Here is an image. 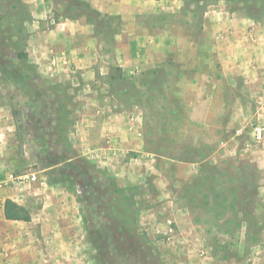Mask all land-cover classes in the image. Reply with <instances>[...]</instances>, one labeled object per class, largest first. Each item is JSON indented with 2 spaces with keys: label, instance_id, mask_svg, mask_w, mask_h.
<instances>
[{
  "label": "rangeland",
  "instance_id": "rangeland-1",
  "mask_svg": "<svg viewBox=\"0 0 264 264\" xmlns=\"http://www.w3.org/2000/svg\"><path fill=\"white\" fill-rule=\"evenodd\" d=\"M28 4L0 0V109L18 112L15 174L37 175L75 198L83 223L79 264H264V171L255 160L263 155L242 152L263 147L251 132L264 122L236 116V85L221 83L219 74L196 80L173 52L161 64L122 68L114 47L118 15L47 0V16L36 18ZM208 9L264 22V0H183L179 10L144 22L171 30L166 46L184 47L190 37L196 55L184 60L219 64L222 57L204 46ZM62 21L79 35L87 29L98 44L92 64H68L59 48L39 47ZM143 38L149 46L153 35ZM225 52L226 60L235 55ZM91 95H104L98 106L117 110V123L138 139L131 147L109 156L92 150L94 132L83 137L87 120L98 118ZM70 154L77 155L72 165L58 162Z\"/></svg>",
  "mask_w": 264,
  "mask_h": 264
},
{
  "label": "crops",
  "instance_id": "crops-1",
  "mask_svg": "<svg viewBox=\"0 0 264 264\" xmlns=\"http://www.w3.org/2000/svg\"><path fill=\"white\" fill-rule=\"evenodd\" d=\"M21 1L29 3V11H32L36 18L47 16V0ZM84 1L98 11L118 15L122 21L114 46L118 57L123 59L122 68L131 69L139 63L148 67L156 63L161 64L165 62V55L173 52L178 56L182 67L192 70L196 80L210 75L218 77L219 74L221 83L236 85V116L252 118L258 116L264 122V22L260 24L247 16L228 10H205L202 23L204 46L213 47L214 52L222 57L218 64L217 61L214 63L198 59L184 60L185 53L193 51L196 55L198 45L190 37L186 39L184 47L179 41L172 46H166L164 37L169 35L171 30L166 26L154 27L144 22V19L150 16L163 15L169 10H179L183 0ZM219 19L221 22L218 25ZM61 23L63 25L61 29H58L60 23H57L50 29V33H45L44 43L39 47H44V50L49 47L59 48L62 54L64 53L63 58L68 57V64L83 63L85 67L88 66L87 62L92 64L97 57L98 44L87 35L88 30L83 29L79 35L70 29L68 23L63 21ZM211 23L215 27L212 28ZM233 25L237 27L232 30ZM216 27H222V38L216 35ZM149 35H153V40L146 46L143 37ZM210 35L216 36L212 39L214 43L208 40ZM230 41L234 44H230ZM225 50L233 52L236 58L233 56L224 59ZM39 53L42 54L40 50ZM87 74L85 72V76ZM206 93V95L212 93L209 100L216 97L213 89L207 90ZM87 100H93L94 109L98 114V118L87 120L90 127L87 133L83 134L85 138L89 136L88 133L94 132L90 137L96 147L92 150H104L109 156L111 153L115 154L117 148L126 149L138 140L127 125L117 123V110L98 106L102 104L104 95L99 97L91 95ZM259 100L262 101L255 105V101ZM229 114L233 115L232 111ZM14 135L15 124L12 115L0 109V264H79L83 258L79 252L83 223L75 198L59 184L39 182L38 177L35 181L23 184L11 178L16 175V168L20 165L14 150ZM234 138L232 136L231 140ZM254 146L256 150L250 145L242 152L249 150L252 156L262 154L263 159L260 157L255 160L258 167L264 171V145L258 149L256 145ZM260 192L264 198V185L260 187ZM7 198L28 208L30 219L28 221L7 219L3 211Z\"/></svg>",
  "mask_w": 264,
  "mask_h": 264
},
{
  "label": "trees",
  "instance_id": "trees-1",
  "mask_svg": "<svg viewBox=\"0 0 264 264\" xmlns=\"http://www.w3.org/2000/svg\"><path fill=\"white\" fill-rule=\"evenodd\" d=\"M21 2V0H18ZM76 3H78L79 5L83 6V7H86V8H91V10L93 12H95L97 15L99 14L98 11H96L95 9H93L90 4L84 0H74ZM20 56H22L24 59H27V55L25 52L23 53H20L19 54ZM12 116H13V119H14V123L16 122V118L18 116V112L17 111H13L12 112ZM57 119V118H56ZM59 130V129H58ZM38 139L40 141H45V135L41 134L38 136ZM68 146H70L68 144ZM77 155L75 154H70L69 156H63L61 157L58 162L61 163V162H65V165L64 166H70L72 165V161L73 160H77ZM3 211H4V215L7 219H14V220H24V221H28L30 219V214H29V210L14 202L13 200L7 198L5 201H4V205H3Z\"/></svg>",
  "mask_w": 264,
  "mask_h": 264
},
{
  "label": "built area",
  "instance_id": "built-area-1",
  "mask_svg": "<svg viewBox=\"0 0 264 264\" xmlns=\"http://www.w3.org/2000/svg\"><path fill=\"white\" fill-rule=\"evenodd\" d=\"M252 139L255 142H260L261 140L264 139V124H257L253 127L252 132ZM13 180L18 182L19 184H23L25 182H32L35 181L37 176L32 174V175H19V176H11Z\"/></svg>",
  "mask_w": 264,
  "mask_h": 264
}]
</instances>
